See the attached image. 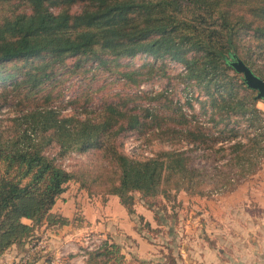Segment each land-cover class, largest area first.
Returning a JSON list of instances; mask_svg holds the SVG:
<instances>
[{"label":"trees","instance_id":"obj_1","mask_svg":"<svg viewBox=\"0 0 264 264\" xmlns=\"http://www.w3.org/2000/svg\"><path fill=\"white\" fill-rule=\"evenodd\" d=\"M238 59L264 79V0H0V254L39 236L70 181L119 196L131 214L140 202L172 229L181 191L228 189L237 166L252 170L243 161L259 142L249 131L264 112ZM181 84L194 92L192 116L178 102ZM131 136L171 148L131 154ZM72 151L85 158L68 171L58 159ZM218 151L229 152L231 173L214 164ZM164 255L149 264H178ZM85 264L131 261L106 241Z\"/></svg>","mask_w":264,"mask_h":264},{"label":"crops","instance_id":"obj_2","mask_svg":"<svg viewBox=\"0 0 264 264\" xmlns=\"http://www.w3.org/2000/svg\"><path fill=\"white\" fill-rule=\"evenodd\" d=\"M256 106L264 112V99L258 100ZM262 133V138L257 135L258 145L249 150V157L243 161L245 166L252 165V170L241 173L237 166L234 184L228 189L212 198L180 192L182 212L187 210V203L198 201L194 206L197 215L194 218L190 214L184 223L185 233L192 230L197 233L196 243L192 244L193 250L191 244L188 246L190 238L186 234L181 249L188 248V252L182 264L190 263L187 256L193 251L195 254L191 255H195L200 264H264V131ZM50 215L51 218L37 231L38 237L46 233L48 253L61 250L70 243L71 259L76 258L87 232L101 234L110 242H116L129 261L139 260L135 264H149L155 254L161 252L158 249L167 245L165 241L153 238L141 223L142 217L152 228L161 227L153 210L138 202L135 213L131 214L119 196L91 194L76 181L67 184ZM25 222L30 223L29 220ZM29 245L30 241L11 246L0 254V264H21ZM44 254L39 253L27 264H45Z\"/></svg>","mask_w":264,"mask_h":264},{"label":"rangeland","instance_id":"obj_3","mask_svg":"<svg viewBox=\"0 0 264 264\" xmlns=\"http://www.w3.org/2000/svg\"><path fill=\"white\" fill-rule=\"evenodd\" d=\"M125 64H129V62L125 61L124 62ZM155 84H157L159 86V88H155L157 90L159 89H162V87H164L166 84H167V79L166 78H163L161 79V81L159 82H156ZM69 85H72L70 88H71V92H75L76 90H79V81H76V80H72L69 82ZM154 84H146V88L148 89H153ZM97 84L94 85L95 88H97ZM120 85H115V86H110L109 89H111L112 91H115L117 88H120L119 87ZM107 90H104L102 92H99L96 96H101L103 95ZM69 95L66 96V99H69L68 97ZM99 104V101L98 100H95L94 101V105H98ZM198 103H195V105H197ZM70 110V108H68ZM4 112H7V110H3ZM244 126V125H243ZM261 131H259L256 135L254 136H251L250 135V131H249V136L250 137H256L257 135H261L259 136L260 138L263 137V131H264V117H263V120H261ZM242 130L239 134V136L245 138V141L246 142L248 140V138H246V133H247V130L244 129V127H242ZM238 136V137H239ZM135 137V136H134ZM258 137V136H257ZM138 140L141 141V150H146L152 154L156 153L157 151L159 150H163V149H170L171 148V145H168V144H164L162 145L161 143L157 142V141H153L152 143H148L149 145H147L146 142H144L142 139H139ZM263 143H264V140H263ZM229 153L228 151L227 152H217V153H214V157L216 159V162L214 163L216 166H218V168H220L221 170H223L224 172L226 173H231V170H233V168L231 169V167L227 166V156L223 157L224 154H227ZM262 156H264V148H263V153H262ZM82 158H85L84 156L81 158H78V159H75L74 161V164H76V162L79 160V159H82ZM196 158L198 159V157L196 156ZM204 160V161H208L206 158H200L199 157V160ZM73 164V166H74ZM211 171H214L211 169ZM234 172V171H233ZM201 189L203 190V195L205 196H208L209 198H212V197H215L214 195V192L215 191H218L220 193H222L224 190L226 189H215L212 187L211 184H204ZM183 194L187 193V195H193L195 196L194 194H197V193H189L185 190H183L182 192ZM219 193V194H220ZM198 203L197 200H194V201H191L189 203H187L186 207H187V210L185 212H182V209H179L178 208L176 209V212L178 213V218L176 220H172V218H170L168 220V226H172V229L170 227H167V226H163L160 228V231L159 232H155V231H150V233L155 237V239H160L161 241H165L167 243V245H164V249H158V250H161V252H157L155 255L156 257H154V259L150 260L149 262H154V263H157L158 261H162V263L165 261V253H168V254H171V256H174L175 259H176V262L178 264H182L183 261L182 259L185 258L187 252H188V248L187 250H185L183 248V250L181 249L182 247V243L184 242V240H186L187 236L188 238H190V241H189V245L191 244V248L194 250V247H192V244H195L196 241L194 239H196L195 237H197V233L193 232V230L189 233H185L184 231V223L186 221V219L189 217V215L191 214L192 217L195 218V216L197 215L196 214V208L194 206H196V204ZM172 210V209H170ZM178 210V211H177ZM193 211V213L191 212ZM171 214V213H169ZM191 219V218H190ZM178 223V225H177ZM191 223V222H190ZM183 224V225H181ZM184 232V233H183ZM183 233V234H182ZM187 234V236H186ZM186 236V237H185ZM199 236L201 237V234H199ZM164 237V238H162ZM207 237H209V235L207 234ZM210 238V237H209ZM169 244V245H168ZM183 251V252H182ZM191 254H195V252L193 251V253H189V256H187L188 258H190V263L189 264H200L198 260L195 259V255H191ZM137 261L139 260H133L131 259V264H135Z\"/></svg>","mask_w":264,"mask_h":264},{"label":"built area","instance_id":"obj_4","mask_svg":"<svg viewBox=\"0 0 264 264\" xmlns=\"http://www.w3.org/2000/svg\"><path fill=\"white\" fill-rule=\"evenodd\" d=\"M185 67L181 66L179 67V71H184ZM145 85L142 86L144 88ZM155 88H159L157 84H155ZM171 91V90H170ZM69 97V96H68ZM178 102L181 105H184L183 109L187 113L188 116L193 115V111L190 107L186 105V102L194 101V92L187 88L185 84H181L179 88V93L177 96ZM197 107V105H195ZM65 111H70L69 109H66ZM198 121L204 125H208L209 122L206 117L201 116L198 118ZM246 128V126H243ZM261 128L251 130L250 135L254 136L259 131H261ZM241 141H245V138L239 137L238 138ZM141 141L138 140L137 137L131 136L126 139L125 141V149L127 152L131 154H137L141 151ZM146 155H152L150 152L145 151ZM54 156H57V153H53ZM81 157V154H79L76 151L70 152L68 155H66L63 158L58 159V162L62 165V167L68 171H71L73 168V164L75 159H78ZM220 192L215 191L214 195L217 196ZM108 241V239L104 238L101 234L95 233V232H87L81 242V247L77 250L76 258L71 259L70 255L73 252V249L71 248V244L67 243L64 248L61 250H58L56 252H50L49 256L50 259L46 261L45 257V264H85L86 260L89 257V254L93 251H96L100 249L103 244ZM48 241H47V235L46 233H43L40 237H37L33 239L30 242V245L28 247V250L25 252V254L22 256L20 262L21 264H27L29 261H32L39 253H45L46 256L48 254Z\"/></svg>","mask_w":264,"mask_h":264},{"label":"water","instance_id":"obj_5","mask_svg":"<svg viewBox=\"0 0 264 264\" xmlns=\"http://www.w3.org/2000/svg\"><path fill=\"white\" fill-rule=\"evenodd\" d=\"M234 67L238 72L244 74V79L247 85L250 88L258 91L257 99L258 100L264 99V79L255 75L251 70V68L241 59H238L234 63Z\"/></svg>","mask_w":264,"mask_h":264}]
</instances>
